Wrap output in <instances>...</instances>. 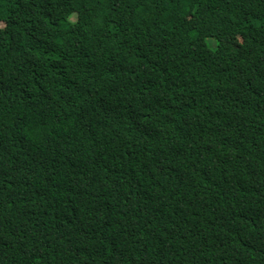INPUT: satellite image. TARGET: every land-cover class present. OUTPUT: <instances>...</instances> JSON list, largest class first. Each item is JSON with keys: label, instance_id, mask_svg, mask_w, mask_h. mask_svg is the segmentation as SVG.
Listing matches in <instances>:
<instances>
[{"label": "trees", "instance_id": "16d2710c", "mask_svg": "<svg viewBox=\"0 0 264 264\" xmlns=\"http://www.w3.org/2000/svg\"><path fill=\"white\" fill-rule=\"evenodd\" d=\"M0 264H264V0H0Z\"/></svg>", "mask_w": 264, "mask_h": 264}, {"label": "rangeland", "instance_id": "374dc122", "mask_svg": "<svg viewBox=\"0 0 264 264\" xmlns=\"http://www.w3.org/2000/svg\"><path fill=\"white\" fill-rule=\"evenodd\" d=\"M206 40H208L207 38H206ZM210 41H208V43H209ZM227 42L230 44V45H237L239 42H240V39H238V38H234V37H232L231 39H229V40H227Z\"/></svg>", "mask_w": 264, "mask_h": 264}]
</instances>
